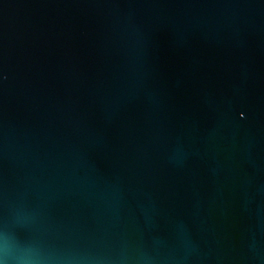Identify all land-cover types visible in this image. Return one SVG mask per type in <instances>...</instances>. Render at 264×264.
Wrapping results in <instances>:
<instances>
[{"label": "water", "instance_id": "1", "mask_svg": "<svg viewBox=\"0 0 264 264\" xmlns=\"http://www.w3.org/2000/svg\"><path fill=\"white\" fill-rule=\"evenodd\" d=\"M0 264H264V0H0Z\"/></svg>", "mask_w": 264, "mask_h": 264}]
</instances>
